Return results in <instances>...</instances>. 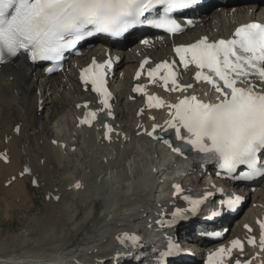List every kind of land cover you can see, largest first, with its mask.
Returning <instances> with one entry per match:
<instances>
[{
  "label": "snow or ice",
  "instance_id": "obj_1",
  "mask_svg": "<svg viewBox=\"0 0 264 264\" xmlns=\"http://www.w3.org/2000/svg\"><path fill=\"white\" fill-rule=\"evenodd\" d=\"M197 3L199 0H0V64L22 53L32 62L60 63L66 52L88 37L95 34L120 37L138 25L148 24L176 34L183 29L175 13ZM160 6L162 14L149 18ZM175 52L185 69L190 65L198 69L196 81L211 85L221 98L212 103L189 95L176 104H166L160 97L148 95L150 108L171 110V119L166 124L174 130L175 139L181 145L173 146L168 139L163 142L180 155H184L183 146H188L203 154L206 162L217 161L228 173L246 168L243 173L246 177L264 175V24H245L236 29L231 39L210 42L205 37L191 45L178 46ZM111 63V60L104 64L94 61L84 69L82 77L85 84L90 81L93 90L102 96L101 103L109 109V115L111 93L106 87L105 69L111 67ZM147 63L145 60L144 64ZM175 64L176 61H165L149 69L150 81L156 83L159 79L166 90L173 92L192 88V84L179 83ZM139 75L137 73V77ZM135 90L144 93L143 86ZM89 117L91 119L85 118L82 123L90 124L96 113H89ZM106 127V138L111 140L114 130L110 125ZM158 127L154 125L152 131L145 130V133L161 139ZM74 187L82 185L77 182ZM175 188L178 194L183 191L179 184ZM241 200L236 196L227 203L232 207ZM190 203L194 211L199 201ZM260 227L264 233V222ZM118 239L122 244L125 241L137 243V237L128 233ZM248 244L256 246V238H250ZM174 247L170 245L164 255H171ZM259 247L264 251V234ZM234 249L243 252L244 242L233 241L232 249L221 247L210 257L211 264H223L224 256Z\"/></svg>",
  "mask_w": 264,
  "mask_h": 264
},
{
  "label": "bare ground",
  "instance_id": "obj_2",
  "mask_svg": "<svg viewBox=\"0 0 264 264\" xmlns=\"http://www.w3.org/2000/svg\"><path fill=\"white\" fill-rule=\"evenodd\" d=\"M234 14H233L234 16H232L228 10H222L221 12H216L215 16L211 18L210 21L207 20L205 22L206 24L205 28L207 29V31L204 30L201 32H197L195 35H192L191 38L188 39L185 36L186 40H179V41L182 42V41L192 40L198 37L201 33H209L208 32L209 30L214 31V28H218V30H226L228 28H231L232 26L236 25L234 24L236 20L239 21L240 19L245 20L244 18H246L247 15H249V8H245V10L240 8ZM102 43L108 44V42H105V40ZM136 49L138 48H135L134 52L136 51ZM169 52H170V48H167L165 51L159 52V54L157 52H153L152 55L156 57V59H159L165 57V55ZM100 54H102V52ZM136 55L137 54L134 55L133 53L128 54L127 59L126 60L123 59L122 62L120 63V66L123 67L126 61L137 62L138 58ZM87 60H89V58ZM14 63L15 64L8 65L0 69V122H3L2 119L4 118L5 114L6 115L9 114L8 118L12 120V117L14 115L12 114L14 113L12 112L13 111L12 109H14L15 113L18 116L17 120L21 123L20 131L16 133L14 137L12 136V139H10V141L8 142V149H6V153L8 157L7 162L0 161V177H4V178L5 176L9 175L11 170H13V167L15 166L16 162L20 159L19 156L21 152L18 150V143H19V139L23 136L25 130H27V132L30 134L37 133L39 131H42V133L47 130L49 131L48 129L49 127L47 128L45 124L42 125V123H40L41 122L40 109L42 105L41 99L44 96H42V94L37 93V89L39 88L36 85V79L38 74L37 71L34 68L30 67L22 59H18ZM135 66L136 64L127 63V66L124 69H121V71L123 72V77L119 80V83L126 94V96L124 97L126 103L125 105H127L128 108L130 109L129 110L130 112H128V110H124L123 113L124 115H126L128 112L129 114L131 113V115L133 116L132 123L129 124L128 126H125V141L126 143H128V145L123 146L121 144L122 145L121 146L120 144L119 145L115 144L116 142L118 143L119 140L124 141V138H121L119 134H117V129L114 130L111 140H106L104 137L98 136L103 134L102 130L98 129L97 132L98 133L97 136L100 138L103 144L105 143L110 144L107 147V149L110 151L112 155L111 159H108V165L112 167L111 169L109 168L110 171L108 170L106 173L109 177L101 176L100 183H98L97 186H95L96 187L95 191L97 192L105 191V194L102 198L104 203L103 211L101 210V213H99L98 216L89 215L82 220L81 211L78 212V210H74V209L73 210L69 209L72 211H68L66 208L67 206L65 207L59 204L57 208L52 209V211L49 212L50 214L49 216L51 217V220L47 223L46 226H44L45 240L43 239L44 240L43 242L38 243L34 246H26V247L24 246L25 248L20 249L16 254L18 259L21 258L23 260L22 261L20 260L19 262H15V260H13L11 263L8 264H16V263L44 264L45 262L47 263L53 262L56 258H63V257L69 260L68 264L91 263V261H94L95 259L96 262H103L104 264L109 262V260L115 261L117 262V264L127 263L125 257L121 255L119 256V258L112 259L111 254L114 253L115 244L114 241L111 240V243L113 244L109 247H106L107 246L106 241L108 238L113 237V236H109L111 231H114L113 235H115L119 230L123 229V226L125 225L127 226L132 222H134L133 227L135 229L144 230L148 227L149 223L151 222V217L153 215V212H155L156 208L158 207L157 205H159V201H157L156 198H154L155 194H157V189H156L157 185L155 184L154 176L156 175L158 164L162 160L161 164L166 166V168L169 170L170 167L173 168L175 166V162H173L172 157L170 158V156L166 153L164 144L160 145L159 143H156L154 141L150 142V140H148L145 134H141L140 136L137 135V130L139 129L136 130V126L140 122V119L137 118L136 116V110H134L137 105L136 104L133 105V102L129 101V91L132 83L131 79L133 74L132 68ZM67 77H69V79L67 83L64 84V88L65 86L70 85L71 83L74 84L77 83L75 80L76 75L71 74V75H67ZM49 79L51 81V78ZM58 83L61 84L62 82L59 81L57 82V84ZM66 88L67 90H69V95L71 94V96L74 95L73 91H77L76 92L77 97L74 95L72 99L69 100L67 99L72 103L74 101V106L76 105L77 102L86 100L88 97L86 96L87 93L82 92L79 86L77 87L70 86L69 89L68 87ZM74 88L77 89L75 90ZM54 107L55 108L52 110L51 115H54L56 111H59L58 106H54ZM116 112H118V116H120V114L122 113V111H120L119 108H117ZM142 121L146 122L148 125H154V123L156 122V121H151L146 117L142 118ZM75 127H76L75 132H79V131L82 132L83 129H86L84 127L78 129L80 126L78 127L77 123ZM72 130L74 129L72 128ZM85 133L87 132H84V134ZM86 136L87 135L85 134L84 138ZM94 139H96V137ZM111 145H113V147L117 146L116 150L112 149ZM53 146L57 148L55 153L53 152L54 156L57 158L59 157V154L61 152V151L58 152L59 149L63 151V148L62 146L60 147V145L59 146L53 145ZM145 149L147 152L151 154L150 158L146 157L145 154L143 153ZM29 151H27L28 164L31 167V169H34V165L37 163L38 160H36V158ZM127 153L128 155L136 153L137 156L133 158L134 159L133 162L131 163L129 162L131 164V168L129 167L131 169V173L129 172L128 169L127 171L123 170L122 176H120L116 171H114V169L115 168L117 169L118 166L122 165L121 160L120 161L118 160L121 158L122 155H126ZM115 154H117L116 161L113 160V155ZM188 167L189 164L185 166V169H187ZM21 170L20 173L23 172V171L21 172ZM16 173L19 174V172ZM18 174L17 176L15 174L16 177L13 178V182L10 181L11 182L10 186L9 183L7 184L5 182V186H6L4 190L5 194L7 196H10L4 198L5 199L4 202L7 205L23 206L28 201V197H25L23 191L21 190L22 189L21 183L18 180V177L21 174L20 175ZM12 175L14 174L11 172V175H9V179L11 180H12ZM202 175L203 174L196 167H193L192 171L189 172V178L186 179V186L191 188L192 191H199L203 189V188L200 189L197 186L198 182L202 180ZM121 178L125 179L126 181L125 184L122 183L125 181H122L123 179ZM159 179L160 177L158 178V180ZM206 184H209V182L206 181L204 185ZM170 191L171 193H173L175 189ZM260 193H264V190L262 191L261 189ZM258 196L262 197L261 198L262 200H260V198L257 201L254 200L252 205L255 204V208L252 209L248 208L246 211L247 213L243 215V220L248 216V213H250V215L264 214V204H263L264 199L262 194L261 195L259 194ZM8 198L10 199V201L8 200ZM170 198L171 200L168 204H173V205L181 204L179 198H174L173 196H170ZM162 206H166V203H164ZM163 209H166V207H164ZM119 243L121 242L119 241ZM90 250H91L90 252L91 254L93 253L96 254L94 257H92L95 258L93 260H89L85 262L83 261L82 263H80V259L77 262L73 260L75 257L71 258L74 255L76 256L79 251L81 252L87 251L88 254ZM259 256L264 257V253H262ZM27 258L28 259L32 258V259L24 260ZM76 258L78 259V257ZM0 260H3L0 261V264L7 263L4 262V259L2 257Z\"/></svg>",
  "mask_w": 264,
  "mask_h": 264
},
{
  "label": "rangeland",
  "instance_id": "obj_3",
  "mask_svg": "<svg viewBox=\"0 0 264 264\" xmlns=\"http://www.w3.org/2000/svg\"><path fill=\"white\" fill-rule=\"evenodd\" d=\"M199 27L200 28L193 30V35H195L197 32H201L204 30L207 31V29L203 28L201 25ZM210 31L212 30H209L208 32ZM214 31H215V28H214ZM214 31H212L211 33H213ZM189 35L190 37L192 36L191 34ZM185 36L187 37V39L189 38L188 34H185L178 40H186ZM94 50L95 49H93V51ZM161 51H165V50H161ZM126 59H127V56L124 58V60ZM127 63L135 64V61L134 62L126 61L123 67H121V69H124L127 66ZM37 79H38V74H37ZM37 79H36V83L38 82L41 83V81L43 80V77L41 76V78H39V81ZM57 79L59 80V78H56V80L54 79L55 81L54 82L53 79L51 78V81H52L51 82L50 79L46 78V80H48V83H52V84L55 83L51 85L49 89L48 87H45V85L38 86L39 87L38 89L40 91L39 94H42L43 90L47 92L46 96L42 94V96L46 97L45 98L46 106L44 107L43 113L40 116L41 117L40 121H42L41 122L42 125L45 124L47 128L49 127L48 128L49 131L47 130L43 133L42 131H39L37 133L30 134L27 132V130H25L23 136L19 139L18 150L21 152L19 156L20 159L16 162L15 166L13 167V170H11V172L14 174L12 175V180L9 179V175H11V172L9 173L8 176H5V178L0 177V256L1 257L15 256L20 249H23L26 246H34L38 243L43 242L45 240L44 226H46L47 223L51 220V217L49 216L50 215L49 212H51L52 209L57 208L59 204L65 207L67 206L66 208L68 211H72L73 209L78 210V212L81 211L82 220L85 219L89 215L98 216L99 213H101V210L103 211V208H104V203H103L102 198L105 194V191L97 192L95 191L96 189L95 186H97V184L100 183L101 176L109 177L106 173L108 170L110 171L112 166L111 167L110 165L107 166L106 160L110 159L107 156L108 155L107 152L109 153V156L112 157L110 151L107 149V147L110 144L105 143L104 141L103 142L105 144H103L100 138L97 139V135H95L96 139H94L93 136L91 137V135L89 134L91 130L87 131L86 129H83L84 132L88 133V134L85 133L88 136V137L86 136L87 138L86 137L84 138L85 134L83 131L82 132L79 131L81 132V134L78 135L79 138L77 135L74 134L76 130V127H75L76 122L75 121L73 122V117L76 114V112L78 113V110L76 109V107H74V101L72 103L68 100L72 99L74 95L77 97L76 95L77 91H73L74 95L71 96V94L69 95L66 93V92L69 93V90H67L66 89L67 86H65V89H66L65 93L67 94L66 96V94L63 93L61 87L60 88L56 87V83L60 81V80L58 81ZM73 84L74 83H71L70 86L71 87L78 86L77 83L74 85ZM81 96H84V95H81ZM43 98L41 99L42 105H44ZM123 99H124V105H125L126 104L125 98ZM60 101H61V104H60ZM122 104L123 102L119 104V108L122 110V113L120 114V117L122 118L120 119L121 121L120 124H124V127H125L132 123L133 116L131 115V113L130 114L128 113L130 112L129 111L130 109L128 108V106L126 105L125 107ZM134 104L135 103L133 102V105ZM54 106H58L59 111H56L54 115H51L52 110L55 108ZM12 110H13L12 112H14L12 113L14 114L12 117V120L14 121L16 120L17 123H15L12 120L11 121L21 126V123L17 120V117H18L17 114L15 113L14 109ZM124 110H128L126 115H124L123 113ZM8 117H9V114L7 115L5 114L2 121L7 120ZM8 122H9L8 120L7 122H4V121L0 122V151L1 150L4 151L8 149V142L10 141V139H12V136L14 137V135L16 134L12 132V135H9L8 137L9 139L6 138L7 134L11 131L9 130V128L11 129V125ZM72 128L74 130H72ZM81 128L82 127H79L78 129H81ZM93 130L96 131L97 128ZM79 132H75V133H79ZM69 137L73 139H69ZM82 137L84 139H89L88 143H84L88 145H82V143L81 144L79 143V139L81 140ZM52 138L58 139L59 141L63 140V142H68L69 145L68 144L67 145L69 147L71 145H75L77 147V150L70 151V150L64 149L63 146L60 145V147L62 146L63 151L59 149L58 152L61 151L62 153L60 152L59 157L56 158L53 152L55 153L57 148L53 146L51 142ZM124 143L125 141L119 140V142L118 143L116 142L115 144L117 145L123 144L124 146L125 145ZM111 146H112L111 147L112 149L116 150L117 146L116 147H113V145ZM27 151L32 153V155L36 158V160H38L37 163L34 165V169H31L32 174L38 177L39 179L38 186L32 187V183H31L32 174L26 176L24 173L25 165L26 164L28 165V160H27L28 152ZM148 153L149 152L145 153L146 157L150 158ZM128 156H130V158ZM135 156H137L136 153H133L131 155L130 154L128 155V153L126 155H122L121 158L118 160V161L121 160L122 165L118 166L117 169L115 168L116 170L114 169V171H116L120 176H122L123 170L127 171L128 169L129 172L131 173L130 163L131 161L134 160L133 158H135ZM116 157L117 156H114V158ZM20 168L23 170H21ZM20 170L21 172L22 171L23 172L20 173ZM16 172H19V174ZM15 174L16 176L17 174L18 175L21 174L18 177V180L20 181L21 187H22L21 190L23 191L25 197H28V201L23 206L7 205L4 202L5 197H10L5 194V191H4L6 187L5 182L7 184L10 181L13 182V178L16 177ZM121 179H123L122 181H125L124 178H121ZM75 180H80V181L82 180L83 182L85 181V184H84L85 187L74 188L72 186V182ZM10 183H9V186H10ZM122 183L125 184L126 181ZM204 183L205 182H202L201 180L200 182H198L197 186L200 189L204 188L205 186ZM48 197H60V199H57V202H56V201H53L55 200L54 198H52L51 200ZM257 197L258 198L255 199V196H254L255 201L259 200V198L260 200H262L261 199L262 197H259V196ZM8 200L10 201L9 198ZM263 204H264V201H263ZM69 209H72V210H69ZM163 211H166V210L163 209ZM166 213H168V211ZM161 217L163 216L159 215L157 218H161ZM133 224L134 222H132L131 224H128L127 226L126 225L123 226V229L119 230L115 235H113L114 231H111L109 236H113V237L107 239L106 247H109L113 244L111 243V240L114 241V244H115L114 248L117 245H119L120 239L118 238L122 235V233L125 230L134 228ZM235 229L237 228L233 229L234 232H235ZM90 254L91 253L89 252L87 254V251H86V255H84L83 252L79 251L76 256L74 255L71 258L78 257V259H80V263H82L83 261L85 262V261L95 259L92 257H94L96 254L94 253L91 255ZM111 256H112V259H114L116 254L112 253ZM95 261L96 259L94 261H91L90 264L94 263Z\"/></svg>",
  "mask_w": 264,
  "mask_h": 264
}]
</instances>
